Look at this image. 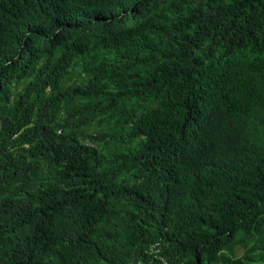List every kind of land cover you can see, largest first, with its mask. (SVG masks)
<instances>
[{"label":"trees","instance_id":"trees-1","mask_svg":"<svg viewBox=\"0 0 264 264\" xmlns=\"http://www.w3.org/2000/svg\"><path fill=\"white\" fill-rule=\"evenodd\" d=\"M0 264H264V0H0Z\"/></svg>","mask_w":264,"mask_h":264},{"label":"rangeland","instance_id":"rangeland-1","mask_svg":"<svg viewBox=\"0 0 264 264\" xmlns=\"http://www.w3.org/2000/svg\"><path fill=\"white\" fill-rule=\"evenodd\" d=\"M244 253V248L241 244H237L236 246V254L241 256Z\"/></svg>","mask_w":264,"mask_h":264},{"label":"clouds","instance_id":"clouds-1","mask_svg":"<svg viewBox=\"0 0 264 264\" xmlns=\"http://www.w3.org/2000/svg\"><path fill=\"white\" fill-rule=\"evenodd\" d=\"M158 250H159V249H158ZM158 250H157V251H158Z\"/></svg>","mask_w":264,"mask_h":264}]
</instances>
